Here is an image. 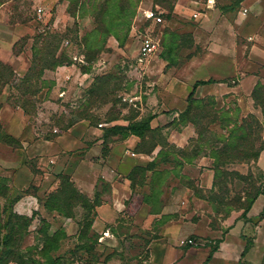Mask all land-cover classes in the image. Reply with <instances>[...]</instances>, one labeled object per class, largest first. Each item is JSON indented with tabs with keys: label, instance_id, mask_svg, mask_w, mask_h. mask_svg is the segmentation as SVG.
<instances>
[{
	"label": "crops",
	"instance_id": "crops-1",
	"mask_svg": "<svg viewBox=\"0 0 264 264\" xmlns=\"http://www.w3.org/2000/svg\"><path fill=\"white\" fill-rule=\"evenodd\" d=\"M36 1L39 7L56 8L55 12H50L52 24L58 31H65L69 25V17L63 12L65 4L61 0ZM236 3L239 5L238 12H233V7L225 4L221 7L223 15L212 23L209 20L204 21V26L211 24L217 29L220 27L231 38V41H225V63L230 68L227 77L240 74L244 77L234 86L225 81V93H234L242 99L252 92V83L258 81L257 76L264 74V0H237ZM5 5L4 3L0 6V22L4 21ZM219 5L220 0H217L216 8L209 13L220 8ZM245 8L248 9L246 14L243 13ZM26 27L27 31L21 25H6L5 30L9 37L0 39V62L10 65L20 78L27 73L32 55L28 56V52L14 53L13 47L21 36L31 35L35 31L30 26ZM71 73V67H57L53 72V87H43L38 93L39 98L46 99L48 93H55L56 88L70 79ZM262 79L264 84V78ZM208 80L212 78L183 82L186 87L185 100L196 82ZM216 87L219 88L214 82L199 85L195 96L204 98L213 95L212 89ZM166 103L173 106L167 108ZM182 103L180 98H176L174 102H164L162 110L176 109L174 117H178L186 108ZM153 113L157 114L156 111ZM45 115L46 112L40 109L35 121L27 116L23 106H12L7 102L0 106L3 128L16 142L13 147L0 141V176L8 178L13 190L20 192V197L13 203L14 211L28 216L36 213L31 231L39 227L42 218L52 224L63 219L61 229L68 236L77 235L78 221L83 213L81 207L76 208L75 218L64 217L45 207L49 195L60 186V174L69 176L80 192L91 199L99 200L93 224V229L98 233H104L109 226L116 223L121 214L129 212L133 201L135 203L138 200L137 197L142 196V200L137 202L146 205L140 191L133 190L129 174L135 166H147L153 161L161 149L160 146L150 155L138 153L132 146L135 141H139L136 136L131 135L122 140L119 136H114L115 141L105 150L104 127L113 124L127 125V121L119 119L99 127L88 119H82L66 130L55 128V131L42 128L45 126L44 121H49L48 118H42ZM163 116L165 114L155 119L164 121L162 126L166 129L167 141L179 150L186 148L197 135L195 127L188 124L182 129H172L169 124L173 119L168 121ZM170 162L169 159H160L158 169H174L169 166ZM257 166L264 173V150L259 156ZM149 173L151 174L150 171L148 175ZM187 177L197 179V187L200 189H211L214 181L213 159L201 156L194 163L185 164L180 171H171L170 184L163 187L164 193L161 197L166 206L164 214L171 217L159 227L157 236L150 240L147 264H264V218L258 222L256 217L260 212L256 209H261L264 196L261 195L256 200L248 213L253 222L239 219L237 223L227 226L224 235L219 230H212L211 237L222 241L207 262L211 253L207 242L211 233V215L214 214L213 204L196 196L194 190L182 182ZM29 188L30 192H26ZM135 212L137 211L130 213L134 215ZM157 218L160 219L161 214L149 213L141 221L143 227L151 228ZM105 235L108 233L105 232ZM187 238H193L198 245H181V240ZM249 239H252L251 242ZM247 245L249 249L243 256Z\"/></svg>",
	"mask_w": 264,
	"mask_h": 264
},
{
	"label": "rangeland",
	"instance_id": "rangeland-1",
	"mask_svg": "<svg viewBox=\"0 0 264 264\" xmlns=\"http://www.w3.org/2000/svg\"><path fill=\"white\" fill-rule=\"evenodd\" d=\"M3 1L6 5L4 8V21L0 22V39L9 37V33L5 30L6 25H21L23 29L25 28V31H27L26 26H30L35 30L31 35L17 37L19 39L14 44V53L28 52V56L32 55L33 57L35 49L43 46L41 35L45 36V34L52 32L65 36L58 54L67 56L68 60L62 66L71 67L72 73L70 79L56 88L55 93H48L46 99L42 97L40 99L38 94L27 93L26 84L16 73L6 75L5 79L0 82V106L5 102L10 103L12 106H24L28 112H26L27 116L35 121L37 112L43 109L46 115L42 118L49 119L48 122L44 121L45 126L42 127L43 129L53 130L58 128L64 130V127L70 121L77 119L76 114L78 112H86L87 119L99 127L105 126V121L111 115L118 116L120 120H125L128 123L129 119L144 118L153 111L157 112V116L165 114L162 118L169 121L178 118L174 117L176 109L162 110L164 102L171 100L174 102L176 98H180L183 100L182 106H187V100L184 97L186 87L183 82H189L197 78H212L214 84L219 88H213L214 94L204 98L212 97V102H215L214 108L217 110L226 107L235 111L240 106L239 111H236L238 117L240 119L247 118L248 121H251V116H254L257 121L255 126L259 129V136L261 135V139L264 140V84L262 83L264 74L260 73V76H257L258 81L252 83V92L250 95H245L244 99H239L240 96L234 93H225V81L234 86L239 84L244 76L240 74V76L227 77L230 68L229 64L225 63V41L229 42L231 38L225 35L224 29L220 27L217 29L211 24L207 27L204 26V21L209 20L212 23L223 15L221 7L225 4L232 6L233 12H238L237 0H220V8L199 20L191 17L188 7L182 0H140L139 5L143 3L146 6L155 7L157 4L167 14L161 30H164V28L168 30L164 34V44L159 51L152 57L140 60V40L136 34L132 33L131 27V32L124 44L121 45L114 36H110L107 41V49L92 61L87 59L82 37L86 32L93 29L97 22L91 15L82 18H79V15L72 16L68 11L71 5L70 0H61V3L65 4L63 12L66 17H69V25L63 32L58 31L52 24L53 20H51L52 14L50 12L53 10L55 12L56 8H47L45 14L40 16L37 11L39 4L36 0ZM79 13H81L80 8L77 11V14ZM75 22L77 25H75ZM172 33H175L176 36ZM159 34L162 36V31ZM5 43H7V40ZM30 61L32 62L31 57ZM86 69H88V72L85 71ZM38 70L39 68L36 69L37 75L32 78L33 86L31 89L36 90L42 86L46 88L53 87V72L55 70L46 69L42 76L38 74ZM95 84L98 87L105 84L104 92L110 94V97L102 99L99 95H96L92 100L94 102H91L90 90ZM166 106L167 108L172 107L173 104H167ZM159 111L162 113H158ZM163 122L154 119L152 124L153 127H163V133H165L166 129L162 126ZM221 125L222 120L219 119L210 126V129L211 131L226 133L227 129L222 128ZM139 143L140 139L138 142L135 141L132 146L136 149ZM165 148L166 151L171 153L167 158L171 160L169 166L174 168L170 170L165 167L169 171L166 184L168 185L170 184L171 171L178 172L181 170L178 167L177 160H182V158L179 149L175 147ZM227 170L239 173V176H242L245 180L238 179L235 175L233 180L228 179L229 182L225 186V176H220L216 181V186L212 187L213 191L210 195L222 196L220 190L223 186L226 187L228 192H225L227 206L219 205L218 201L215 202L220 212L214 211V214L211 215V233L207 242L210 246L209 250L212 249L217 240L211 237L213 235L212 230H219L221 235H224L227 226L237 223L239 219H244L245 222L254 221L253 218L248 217L249 212L245 217H242V209L230 208L232 202L230 200L239 195L242 196L243 201L246 200L245 193L242 190L251 182L255 186L253 190L256 187H264L263 171L257 166V163H241L230 166V169ZM150 176L149 173L148 177L150 178ZM188 178H183L182 182L193 186L197 185V179ZM0 181L4 182L9 188L8 197H0V203L7 208L4 214V220H6L11 211V204L16 197L20 196V192L13 190L8 178L0 176ZM212 188L207 189L204 194L208 195ZM136 191H140V195H143V199H145V195L151 192L148 181L147 185L137 186ZM261 195L264 196V193ZM137 199V201L142 200V196L137 197ZM137 201L135 203L133 201L129 212L121 214L116 223L105 230L108 233L107 236L105 232L99 233L98 243L94 244L92 249L88 251L87 249H80L78 238L75 235L62 240L61 248L55 253L62 256V264H147L148 244L156 236L161 226L160 223L171 216L164 214L166 206L165 201L161 199V204L159 203L156 206L161 210V213H159L161 218L155 219L150 226L151 228H144L143 222H141L143 217L149 215V213H157L151 211L153 209L151 204L144 202L146 205H142ZM258 209L259 207L256 211L260 212L256 217L259 222L264 218V203L261 205V209ZM134 210L137 212L133 215L130 212ZM62 223L63 219L51 223L49 233L53 234L56 230L62 228ZM101 237L106 238L102 239ZM42 243V238L36 233V230H33L31 234L25 237L18 249L23 253L26 252L27 259L30 257L40 258L38 252ZM27 248H33L32 252L29 253ZM2 250L3 247H0V254ZM95 258L100 261H91Z\"/></svg>",
	"mask_w": 264,
	"mask_h": 264
},
{
	"label": "trees",
	"instance_id": "trees-1",
	"mask_svg": "<svg viewBox=\"0 0 264 264\" xmlns=\"http://www.w3.org/2000/svg\"><path fill=\"white\" fill-rule=\"evenodd\" d=\"M71 5L68 11L72 16L79 15V18L91 15L97 25L85 33L82 37V44L84 45L85 52L87 53V59L89 61L94 60L97 55L107 49V41L110 36H114L122 45L127 40L130 32L133 18L136 15V11L140 0H70ZM5 1L0 0V6ZM80 8L79 14H77ZM167 14H165L166 17ZM166 20V19H165ZM165 23V22H164ZM75 25L77 23L75 22ZM163 23H158L155 26V33L162 31L161 47L164 44V34L168 29L161 30ZM45 31V30H44ZM176 36L175 33H172ZM43 40V46L36 48L30 67L27 73L22 78V81L27 86V93L32 95L38 94L39 91L45 87L42 86L36 90H32V78L35 77L36 69L39 75H43L46 69L55 70L57 67L62 66L67 62L68 58L65 55L58 54L61 42L65 37L63 34L47 33L41 35ZM176 38V37H175ZM40 40V38H38ZM70 63V62H68ZM88 72V69L85 70ZM13 68L0 62V82H2L6 75L14 74ZM5 82V81H4ZM54 83V81H52ZM214 82V80L198 81L194 84L192 91L187 97L186 108L179 113L178 118H174L169 127L172 129H182V127L192 124L196 129V137L191 139L189 145L180 149V156L182 160H177L178 167L183 168L185 164L194 163L202 155H206L213 159L214 169V181L213 186H216L218 177L225 176V186H227L228 179L233 180L236 175L238 179L245 180L239 173L228 171L230 166L241 163H257L261 152L264 150V140L259 136V129L255 126L257 123L254 116H251V121L247 118L240 119L236 111H232L230 108L215 109V102H212V97L197 98L195 96L196 88L199 85ZM105 85V84H104ZM104 85L95 84L91 88V102L94 96L99 95L100 98H108L110 94L105 91ZM98 87V88H97ZM102 93V94H100ZM110 101V100H109ZM24 107V106H23ZM25 109V107H24ZM27 112V109H25ZM28 113V112H27ZM77 119L72 120L67 124L64 129L70 128L75 122L87 119L86 112H78L76 114ZM157 117V114L151 113L149 116L140 118L137 120L129 119L127 125L113 124L104 127V148L108 149L109 144L114 142V136H119V139H126L127 137L134 135L140 139V143L136 147L138 153L152 154L157 147H161L157 157L151 161L147 166H135L129 174V179L132 183V188L136 191L137 186L150 185L151 192L145 195V202L152 205L151 211L153 213H161L160 208H156L158 204H161V197L164 193V186L168 181L169 171L167 169H158L159 160H165L171 154L166 151L165 147H173L167 141V134L163 133V127H153L152 121ZM222 120V128L227 129L226 133H219L211 131L210 126L218 120ZM119 120L118 116L111 115L105 122L111 124L112 122ZM241 132V133H240ZM0 141L9 144L13 147L15 138L10 136L4 131L3 125L0 121ZM258 143V144H257ZM151 172L150 178L148 172ZM264 176V173H263ZM61 180L60 186L56 192L49 195L45 201V207L49 210H55L60 215L67 218L76 217V208L81 207L83 209L82 217L78 221L79 230L77 233L78 245L80 249L93 248L94 244L98 243L100 235L93 229L95 217L97 215V206L100 204L98 199H91L87 195L79 191L74 182L67 175L60 174ZM187 179H189L187 177ZM188 187L194 190L196 196L203 198L213 204V210L220 212L215 202H219V205L227 206L225 201V192L228 190L225 186H221V194L210 195L206 193V190L191 184H186ZM212 186V187H213ZM225 187V188H224ZM254 183L247 185L242 191L245 193V199L242 200V196H237L230 203V208L242 209V217H245L252 208L257 198L264 193V187L254 188ZM26 192H30L27 190ZM9 188L4 182L0 181V197H8ZM16 197L11 204V211L8 218L4 220V214L7 211L5 206L0 203V247H3L0 254V264H62V256L55 253L61 248V241L68 238V235L61 228L56 230L53 234L49 233L51 223L42 218L39 227L36 229V233L42 238L43 243L39 249L40 258L30 257L27 259L26 252L20 251L18 248L22 245L25 237L31 234V226L35 219L34 213L32 216L22 215L14 211L13 203L19 198ZM169 220L164 219L160 225H163ZM157 236V235H156ZM222 239H217L215 245L211 249V253L207 258L212 257L214 251H216L221 243ZM92 243V244H91ZM29 253L33 248H27ZM249 249L247 245L243 256ZM149 257V256H148ZM93 262H99L98 259H92Z\"/></svg>",
	"mask_w": 264,
	"mask_h": 264
},
{
	"label": "built area",
	"instance_id": "built-area-1",
	"mask_svg": "<svg viewBox=\"0 0 264 264\" xmlns=\"http://www.w3.org/2000/svg\"><path fill=\"white\" fill-rule=\"evenodd\" d=\"M190 11L192 18L199 20L207 16L209 12L216 8L217 0H182ZM39 15L45 14L44 7H38ZM247 8L243 13L246 14ZM165 10L159 5L146 6L141 3L138 6L137 13L132 23V33L138 36L140 40V60L152 57L161 48V35L155 33V26L158 23H164ZM126 100V98H124ZM102 125V124H100ZM57 131V129H55ZM198 245L193 238L181 240V245Z\"/></svg>",
	"mask_w": 264,
	"mask_h": 264
}]
</instances>
